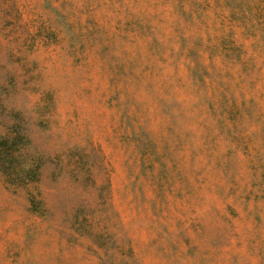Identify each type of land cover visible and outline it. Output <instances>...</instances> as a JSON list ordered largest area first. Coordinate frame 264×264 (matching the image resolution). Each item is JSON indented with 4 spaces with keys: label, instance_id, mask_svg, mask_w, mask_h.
Here are the masks:
<instances>
[{
    "label": "rangeland",
    "instance_id": "rangeland-1",
    "mask_svg": "<svg viewBox=\"0 0 264 264\" xmlns=\"http://www.w3.org/2000/svg\"><path fill=\"white\" fill-rule=\"evenodd\" d=\"M0 264H264V0H0Z\"/></svg>",
    "mask_w": 264,
    "mask_h": 264
}]
</instances>
